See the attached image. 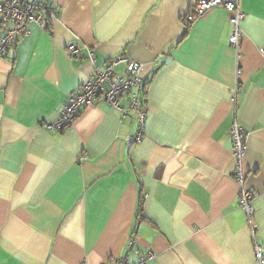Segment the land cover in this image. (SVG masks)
Segmentation results:
<instances>
[{
    "label": "crops",
    "instance_id": "obj_1",
    "mask_svg": "<svg viewBox=\"0 0 264 264\" xmlns=\"http://www.w3.org/2000/svg\"><path fill=\"white\" fill-rule=\"evenodd\" d=\"M41 1L59 20L31 23L0 58V264L133 263L148 252L147 264H257L229 130L238 121L248 133L264 252V0H241L240 58L223 7L187 28L197 0ZM120 56L143 66L140 143H127L138 125L126 96L124 115L98 98L64 132L45 129Z\"/></svg>",
    "mask_w": 264,
    "mask_h": 264
},
{
    "label": "built area",
    "instance_id": "obj_2",
    "mask_svg": "<svg viewBox=\"0 0 264 264\" xmlns=\"http://www.w3.org/2000/svg\"><path fill=\"white\" fill-rule=\"evenodd\" d=\"M223 7L229 14V22L232 25L230 44L236 56L240 58L241 43L244 36L242 23L246 18L245 12L241 9V0H197L195 7L188 16L190 24H194L211 10ZM59 20L56 9L41 0H0V58H3L9 48L14 44L18 37H26L30 34L29 25L31 23L47 30L53 21ZM264 56V48L260 50ZM68 55L76 60L82 61L84 56L80 49L75 45L67 48ZM87 58L95 61L94 52L88 50ZM125 64L126 73L120 74L115 71L116 67ZM142 64L133 62L125 56H120L110 60L104 67H95L93 78L88 80L82 88L69 96L61 106L59 120L55 124L45 125L47 130L64 132L70 128L81 110L90 107L95 100L102 98L110 107L126 114L120 102L123 96L128 97L129 108L136 114L138 129L135 135L129 136L128 145L140 143L144 137L146 127V99L145 89L141 78ZM237 72H240L238 67ZM236 88L233 101H236ZM232 139V154L236 161L233 179L239 187V204L245 212L247 222L252 230L255 245L254 255L257 264H264V252L262 246L255 239L256 228L252 216L254 213L253 202L255 193L247 187V174L244 167V156L247 148L248 133L245 128L235 121L229 130ZM80 160H83L81 157ZM135 237L130 238L129 246L133 247ZM155 258V254L148 252L140 257L137 262L127 263L120 259L116 264H147Z\"/></svg>",
    "mask_w": 264,
    "mask_h": 264
},
{
    "label": "trees",
    "instance_id": "obj_3",
    "mask_svg": "<svg viewBox=\"0 0 264 264\" xmlns=\"http://www.w3.org/2000/svg\"><path fill=\"white\" fill-rule=\"evenodd\" d=\"M190 14H191V13H190ZM188 16H189V15L186 16V18H185V19H186L185 22H186L187 28H190V26H191L192 24H190V22L188 21ZM144 89H145V92H144V93L146 94V92H147V91H146L147 87L144 86ZM145 94H144V95H145Z\"/></svg>",
    "mask_w": 264,
    "mask_h": 264
},
{
    "label": "bare ground",
    "instance_id": "obj_4",
    "mask_svg": "<svg viewBox=\"0 0 264 264\" xmlns=\"http://www.w3.org/2000/svg\"><path fill=\"white\" fill-rule=\"evenodd\" d=\"M118 68V67H117ZM116 72H117V69H116ZM134 118V117H133ZM54 131V130H53Z\"/></svg>",
    "mask_w": 264,
    "mask_h": 264
}]
</instances>
